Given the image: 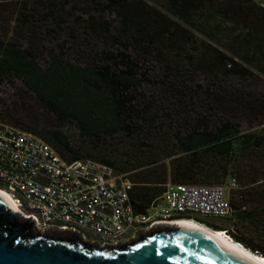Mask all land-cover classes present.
<instances>
[{
	"label": "trees",
	"instance_id": "16d2710c",
	"mask_svg": "<svg viewBox=\"0 0 264 264\" xmlns=\"http://www.w3.org/2000/svg\"><path fill=\"white\" fill-rule=\"evenodd\" d=\"M253 3L0 0V84L10 89L0 122L37 136L65 162L90 159L126 174L138 214L166 179L232 183L222 223L264 258V85L252 84L261 73L253 54L264 61V7ZM243 16L249 31L231 37L223 25ZM227 77L251 83L232 86Z\"/></svg>",
	"mask_w": 264,
	"mask_h": 264
},
{
	"label": "built area",
	"instance_id": "2783aa9c",
	"mask_svg": "<svg viewBox=\"0 0 264 264\" xmlns=\"http://www.w3.org/2000/svg\"><path fill=\"white\" fill-rule=\"evenodd\" d=\"M131 186L126 174L106 164L65 162L37 136L0 122V192L36 231L70 233L97 247H117L155 225L197 217L232 239L231 225L221 226L231 215L226 191L232 183L186 186L166 179L161 194L141 214L129 203Z\"/></svg>",
	"mask_w": 264,
	"mask_h": 264
},
{
	"label": "water",
	"instance_id": "95a60500",
	"mask_svg": "<svg viewBox=\"0 0 264 264\" xmlns=\"http://www.w3.org/2000/svg\"><path fill=\"white\" fill-rule=\"evenodd\" d=\"M0 264L256 263L184 225H155L128 245L103 248L70 233H40L0 193Z\"/></svg>",
	"mask_w": 264,
	"mask_h": 264
},
{
	"label": "rangeland",
	"instance_id": "374dc122",
	"mask_svg": "<svg viewBox=\"0 0 264 264\" xmlns=\"http://www.w3.org/2000/svg\"><path fill=\"white\" fill-rule=\"evenodd\" d=\"M143 1H147V0H143ZM253 7H255V8H257V7H264V0H254ZM244 22H245V19H244V16H243L241 19H237V24H227V25H223L222 28H225L226 27L225 29H227V28L231 27L234 32L233 33H230L229 35L232 37V36H235L238 32L239 33H245L247 31H249V30H245L244 27H245L246 24ZM262 29L264 30V28H262ZM257 32H258L257 37L264 39V31H262L261 28H259V29H257ZM191 40L193 42H202L203 41L201 38H199V37H197L195 35H194V37H192ZM232 40H234V41H231L230 39L228 40V45L232 42L231 48L234 51H236L239 56H244L245 55V50H246L244 44L241 43V41L239 39H233L232 38ZM257 44L259 46H262V45H264V42H262L259 39V41H258ZM253 56H254V59L256 58V60L254 62V65L261 71V73L254 72L255 75L258 78H257L256 83L254 81L255 84L254 83H252V84L256 88H261V85H264V76L261 75V74H264V61L259 60V58H258L259 55L258 54H253ZM238 63L241 64L240 61H238ZM226 82H227L228 85H232V86H236V85L246 86L249 83H251L249 81L242 80V79L241 80H238L237 78H233V77H227L226 80H225V84H226ZM8 94H10L9 87H7L6 84H0V97H7ZM63 132H65V134L69 137V139L71 141L75 140V133H74V130L72 129V127L65 126L63 128ZM230 189H232V186H230V188L226 191V195L229 194V191H231ZM248 199H249V197L247 195L246 198H245V201H247ZM254 206H256V204ZM256 207H258V206H256ZM192 218L193 219H197V217H192ZM259 218L264 221V212L260 214ZM199 222H201L203 225H205L207 227V221H205L204 219L203 220L200 219ZM225 225H226V223H221V226H225Z\"/></svg>",
	"mask_w": 264,
	"mask_h": 264
},
{
	"label": "bare ground",
	"instance_id": "6f19581e",
	"mask_svg": "<svg viewBox=\"0 0 264 264\" xmlns=\"http://www.w3.org/2000/svg\"><path fill=\"white\" fill-rule=\"evenodd\" d=\"M8 201L10 202L9 198H8ZM10 205H11V208L15 210L11 202H10ZM170 225H184L186 227L194 229L200 233H203L204 235H207L211 239H214L217 242L225 245L226 247H229L235 252L240 253V255H244V257H247L248 259L254 261V263L256 264H264V258L262 256L251 253L249 250L245 249L243 246L236 243L234 240L222 234L221 232L216 231V230H211L205 225H203L202 223L195 221L194 219H189V218L188 219H184V218L176 219L174 220V222H171Z\"/></svg>",
	"mask_w": 264,
	"mask_h": 264
},
{
	"label": "flooded vegetation",
	"instance_id": "af4514ba",
	"mask_svg": "<svg viewBox=\"0 0 264 264\" xmlns=\"http://www.w3.org/2000/svg\"><path fill=\"white\" fill-rule=\"evenodd\" d=\"M52 233H54V232H52Z\"/></svg>",
	"mask_w": 264,
	"mask_h": 264
}]
</instances>
